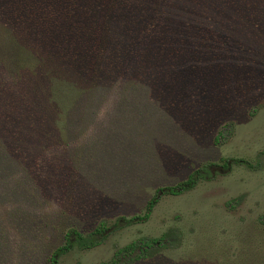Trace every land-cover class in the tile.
<instances>
[{"label":"rangeland","instance_id":"obj_1","mask_svg":"<svg viewBox=\"0 0 264 264\" xmlns=\"http://www.w3.org/2000/svg\"><path fill=\"white\" fill-rule=\"evenodd\" d=\"M151 1L0 0V264H51L68 229L141 214L157 188L222 158L244 162L162 195L147 221L58 263L99 264L159 237L158 253L129 264H243L264 243V0ZM52 3L65 18L56 44L114 45L115 66L79 98L57 87L46 46L33 55L18 38L20 10L39 20ZM144 3L162 4L165 21L141 37ZM45 61L47 94L23 97Z\"/></svg>","mask_w":264,"mask_h":264},{"label":"trees","instance_id":"obj_2","mask_svg":"<svg viewBox=\"0 0 264 264\" xmlns=\"http://www.w3.org/2000/svg\"><path fill=\"white\" fill-rule=\"evenodd\" d=\"M145 1L146 3H148L147 2L148 0ZM146 3H144L143 5L140 4V6L146 9L147 11L150 10L152 20L149 19L148 21L151 20L150 24H145L142 27L141 37L151 34L152 29L154 28V27L152 28V26L154 25L159 26L163 21H165L162 12L163 10L162 4L149 5ZM147 5L149 10L147 9ZM53 6H56V4L52 3V5H49L48 7L44 5L43 6L44 12L43 14H41L44 17L42 19L40 18L39 20H35V18L33 17V14H36L35 10L33 11V13L30 11L31 9H25L23 11L20 10L19 13L26 14L27 16L31 15V18L30 17L27 18V16L25 15L24 17H22L21 22L24 23L22 24L23 26V28L21 27L22 32H19L18 38L21 39L23 43V48L27 49V47H30L29 51L31 53L33 50L36 51V46L34 44L36 45L40 44L42 49H44L43 46H46V51L44 50V52L42 53L47 56V59H50L51 55L53 56L51 61L53 62L54 67L56 66L58 68L57 70L60 71L59 74H61L62 77L65 78V81L58 82L59 84L57 83V87L62 89L64 94L65 93H67L68 95L75 94L76 95L75 98H79L82 95V93L86 90V88L89 87L88 85L94 84L95 82L98 84L100 82L105 81V79L100 78L98 75L99 73L104 72L105 67H107L111 71V68L115 66V64L112 63V57H111L114 54L113 53L114 45L113 43L112 45L111 43L109 44L99 43L98 48L94 50L91 47H87V45H83V47L80 49L75 48L72 44V41L70 42V45L69 43L65 44V42L63 43V45L59 44V42L58 44H56V42L59 39V37L57 36L59 35L56 33L55 30H53L52 26L54 25L53 27L55 28L59 26L60 28V26L63 25L65 18L63 16L59 19V16L57 17L54 16V13L56 12L55 10L57 9H55V7ZM153 8L154 10L151 11ZM70 13L68 14L72 15ZM49 16H52V18H48ZM53 20H56V23H53ZM59 28L57 31H60ZM86 29L87 28L83 29L82 35ZM51 31H53V33H50ZM51 37L54 39V43L52 44L50 42ZM110 49H112L111 52L109 51ZM105 53H108V55H106L105 57L107 58L106 62L103 60L104 62L101 63L105 66L100 65V68L98 69L96 63H98V61L101 60L99 58L103 57ZM24 54L26 56H31L29 53H24ZM24 54L21 56L22 58ZM43 56L42 58H44ZM21 57L19 58L20 60L22 59ZM41 66H42V70L36 73L35 76L36 80L32 82L33 85L25 88L26 95H23V97H30L33 99L38 98L39 96L36 95L39 94L45 95L47 94L48 89H50L51 83L48 81L49 78L48 61L45 63V65H41ZM0 78L3 80L1 73H0ZM71 95L69 96L71 97ZM59 101L61 102L62 98H60ZM63 101L65 102V100ZM62 105L63 106L68 105V103ZM36 108L42 109L43 106ZM52 112L53 110L51 108L42 109L41 112L42 117L49 115ZM238 162H244V160L237 158H222L220 163L203 164L202 166L192 171L187 176L186 179L174 185L157 188L155 193L146 203L145 209L141 214L134 215L129 218L122 216L119 219H117L111 226H106L103 222H101L93 230L87 233H82L74 228L68 229L64 234L63 244L57 247L50 256L51 264H59L58 258L62 254L71 250L73 247L77 246L80 249H88L98 245L109 235L111 231H113V228L115 227H122L130 223H142L147 221L148 218L150 217V214L154 206L159 201L162 195L165 194L179 195L186 191H189L193 189L196 186V184L202 179H206V180L211 179L215 176L216 173H220V174L228 173L229 170L231 169V165L236 164ZM260 220L261 223L264 224V213L261 215ZM163 246L164 245L162 238L159 237L141 238L124 245L115 252V254L112 256L111 259L105 262H101L99 264L133 263L134 261L140 259H146L152 255H155L163 248ZM242 261H244L243 264H264V243L256 247L253 253L243 255Z\"/></svg>","mask_w":264,"mask_h":264}]
</instances>
